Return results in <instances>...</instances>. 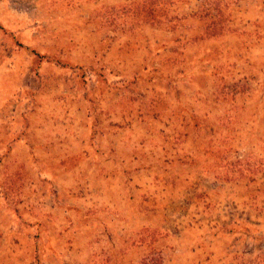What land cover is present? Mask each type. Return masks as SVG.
Returning <instances> with one entry per match:
<instances>
[{
	"label": "rangeland",
	"instance_id": "374dc122",
	"mask_svg": "<svg viewBox=\"0 0 264 264\" xmlns=\"http://www.w3.org/2000/svg\"><path fill=\"white\" fill-rule=\"evenodd\" d=\"M204 1L0 0V264H264V0Z\"/></svg>",
	"mask_w": 264,
	"mask_h": 264
},
{
	"label": "trees",
	"instance_id": "16d2710c",
	"mask_svg": "<svg viewBox=\"0 0 264 264\" xmlns=\"http://www.w3.org/2000/svg\"><path fill=\"white\" fill-rule=\"evenodd\" d=\"M226 0H206L204 1V10L205 12L204 18H211V27L212 26H217L222 22V16L224 15L223 11L225 8ZM245 169V168H242ZM247 172L251 175L255 174L256 170H251L249 168H246ZM160 255L155 258V263L154 264H162V255ZM263 258H264V252H262ZM264 262V261H263ZM246 264V263H245ZM251 264V263H250Z\"/></svg>",
	"mask_w": 264,
	"mask_h": 264
}]
</instances>
